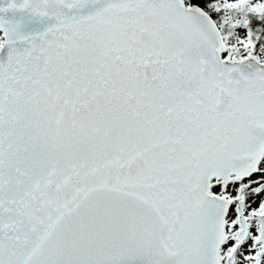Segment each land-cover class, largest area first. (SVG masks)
Returning <instances> with one entry per match:
<instances>
[{
	"label": "snow or ice",
	"instance_id": "obj_1",
	"mask_svg": "<svg viewBox=\"0 0 264 264\" xmlns=\"http://www.w3.org/2000/svg\"><path fill=\"white\" fill-rule=\"evenodd\" d=\"M0 264H264V0H0Z\"/></svg>",
	"mask_w": 264,
	"mask_h": 264
}]
</instances>
